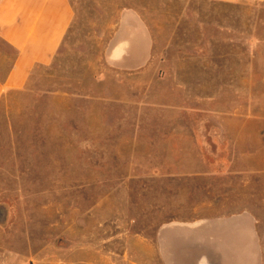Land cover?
Returning <instances> with one entry per match:
<instances>
[{"label":"rangeland","instance_id":"obj_1","mask_svg":"<svg viewBox=\"0 0 264 264\" xmlns=\"http://www.w3.org/2000/svg\"><path fill=\"white\" fill-rule=\"evenodd\" d=\"M71 1L53 61L0 98V264L78 249L163 264L160 244L192 243L214 218L246 220L225 246L252 252L225 264H264V0H116L144 7L142 74L110 65L109 33L88 26L107 25L111 1Z\"/></svg>","mask_w":264,"mask_h":264},{"label":"crops","instance_id":"obj_2","mask_svg":"<svg viewBox=\"0 0 264 264\" xmlns=\"http://www.w3.org/2000/svg\"><path fill=\"white\" fill-rule=\"evenodd\" d=\"M110 1V5L114 6V12L110 13L107 25L100 26L90 22L88 26L94 29L104 27L107 30L106 34L109 33L110 38L104 48V58L110 65L124 70L126 74H142L143 72L139 70H143L147 65L153 44L150 27L142 14L144 7L139 9L131 4L118 7L116 0ZM190 1L206 5L212 2L236 4L241 0ZM94 4L100 5L96 1ZM203 6L197 7L196 11L202 10ZM147 8H145L146 11ZM76 15L77 11L71 0H0V42L10 53L7 55L0 52V98L8 91L24 89L35 67L47 66L53 61ZM82 18L83 15L80 19ZM86 24L85 20H81L83 27ZM207 24L208 22L203 20L194 21L196 28L207 27ZM174 26L177 27V25ZM196 72L192 74L195 75ZM204 221L205 225H197L199 227L197 233L190 235L194 242L184 245H159L163 264L180 263L179 248L182 252L189 253L188 260L187 255L182 256L181 264H225V260L231 258L234 260V257H238L237 260L240 261L241 256L252 252V248L244 244L237 247L225 246V234L231 231L241 232L239 235L245 237L243 228L245 224L242 223L246 221L245 219H240L241 222L237 223L225 222V218ZM182 236L185 237V233H182ZM232 252L236 255L232 256ZM89 254L90 252L86 253L85 249H78L76 254L73 253L68 260L59 264H103L100 252L94 250L92 255ZM17 258L18 256L14 257V260L8 264H21ZM28 263L57 264L53 257L45 262H39L36 257H30ZM124 264H143V262L127 260Z\"/></svg>","mask_w":264,"mask_h":264},{"label":"water","instance_id":"obj_3","mask_svg":"<svg viewBox=\"0 0 264 264\" xmlns=\"http://www.w3.org/2000/svg\"><path fill=\"white\" fill-rule=\"evenodd\" d=\"M6 219V209L3 205H0V224L4 223ZM195 240H193L194 242ZM187 244H190L189 242Z\"/></svg>","mask_w":264,"mask_h":264},{"label":"bare ground","instance_id":"obj_4","mask_svg":"<svg viewBox=\"0 0 264 264\" xmlns=\"http://www.w3.org/2000/svg\"><path fill=\"white\" fill-rule=\"evenodd\" d=\"M198 223V222H197ZM194 226V225H193Z\"/></svg>","mask_w":264,"mask_h":264}]
</instances>
